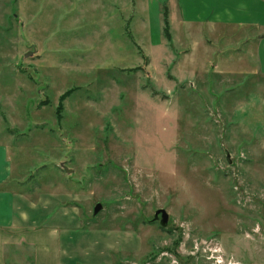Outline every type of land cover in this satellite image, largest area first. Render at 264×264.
<instances>
[{"label": "rangeland", "instance_id": "1", "mask_svg": "<svg viewBox=\"0 0 264 264\" xmlns=\"http://www.w3.org/2000/svg\"><path fill=\"white\" fill-rule=\"evenodd\" d=\"M157 9L165 0H0L18 206L64 224L79 264H264V76L216 54L206 66L218 42L201 38L177 61ZM8 251L34 263L28 244Z\"/></svg>", "mask_w": 264, "mask_h": 264}, {"label": "crops", "instance_id": "2", "mask_svg": "<svg viewBox=\"0 0 264 264\" xmlns=\"http://www.w3.org/2000/svg\"><path fill=\"white\" fill-rule=\"evenodd\" d=\"M165 2L174 44L172 50L174 54H178L177 61H181L183 56L192 52L193 46L190 42L201 38L206 45L218 42L216 47H210L211 57L205 62L206 66L212 64V57L216 54L219 56L216 60L217 66L238 61L239 67L243 68L240 74L264 76V0H165ZM164 12L157 9L158 16L156 13L157 20H161L163 24ZM174 25L177 27V37ZM242 101L240 103L238 100L240 107L245 105V101ZM252 101L256 102L254 99ZM254 114L250 116L253 118ZM241 117L242 110L237 119ZM244 129H246V132H243L244 137L252 135L254 138L251 143H256V131ZM241 141L243 145L249 146L248 140L243 138ZM259 141L260 145L264 146V138H260ZM10 142V138L0 130V264H13L14 260L8 249L24 243L33 249L32 264H79L75 257L71 260L73 262L68 261V246L63 243V232L68 230L63 228L64 224L43 221L37 223L31 214L18 206L15 189L10 186L14 173ZM255 148L250 146L248 149L253 151Z\"/></svg>", "mask_w": 264, "mask_h": 264}, {"label": "water", "instance_id": "3", "mask_svg": "<svg viewBox=\"0 0 264 264\" xmlns=\"http://www.w3.org/2000/svg\"><path fill=\"white\" fill-rule=\"evenodd\" d=\"M26 55H29V53H27ZM103 209V205L102 203L98 202L96 205H95V208H94V213L97 214L98 212H100V210ZM159 217H161V223L163 225H166L169 221V213L167 212L166 209L164 208H160L156 211L155 213V217L154 219L155 220H158Z\"/></svg>", "mask_w": 264, "mask_h": 264}, {"label": "trees", "instance_id": "4", "mask_svg": "<svg viewBox=\"0 0 264 264\" xmlns=\"http://www.w3.org/2000/svg\"><path fill=\"white\" fill-rule=\"evenodd\" d=\"M169 29H170V25H169L168 15H167V11H166V12H165V33H166V35H167L168 37L171 36ZM70 91H71V90L66 91L64 94H62V95L60 96V98H61L62 100H64V99L67 97V95H68V93H69ZM61 109H62V106H61V102H60V105H59V118H60V119H61V117H62V114L60 113Z\"/></svg>", "mask_w": 264, "mask_h": 264}]
</instances>
